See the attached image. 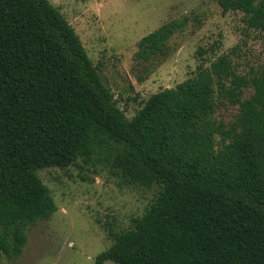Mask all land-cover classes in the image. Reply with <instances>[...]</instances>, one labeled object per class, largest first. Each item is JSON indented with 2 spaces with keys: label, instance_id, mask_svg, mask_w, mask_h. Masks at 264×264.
<instances>
[{
  "label": "trees",
  "instance_id": "16d2710c",
  "mask_svg": "<svg viewBox=\"0 0 264 264\" xmlns=\"http://www.w3.org/2000/svg\"><path fill=\"white\" fill-rule=\"evenodd\" d=\"M216 2L264 31V0ZM186 23L142 37L137 58L166 55ZM226 103L239 105L230 124L216 115ZM78 159L110 166L124 184L159 187L93 264H264V66L242 74L221 54L128 117L59 8L0 0V251L8 258L22 255L31 224L56 211L39 169Z\"/></svg>",
  "mask_w": 264,
  "mask_h": 264
},
{
  "label": "rangeland",
  "instance_id": "374dc122",
  "mask_svg": "<svg viewBox=\"0 0 264 264\" xmlns=\"http://www.w3.org/2000/svg\"><path fill=\"white\" fill-rule=\"evenodd\" d=\"M80 36L104 82L128 117L152 94L175 87L209 66L221 54L233 58L237 72L264 66V31L248 28L241 11L222 12L216 0H50ZM183 31L168 41V53L145 62L136 56L138 42L164 23L184 20ZM200 49L204 50L200 53ZM247 88L244 98L252 93ZM239 105L226 103L218 120L230 124ZM49 187L56 211L26 229L20 257L0 251V264H93L114 242L113 232L134 226L159 192L158 186L127 185L99 162L38 171ZM104 264H119L106 261Z\"/></svg>",
  "mask_w": 264,
  "mask_h": 264
}]
</instances>
